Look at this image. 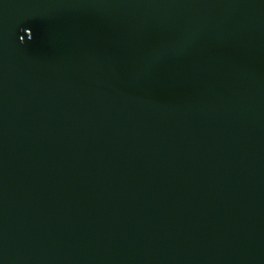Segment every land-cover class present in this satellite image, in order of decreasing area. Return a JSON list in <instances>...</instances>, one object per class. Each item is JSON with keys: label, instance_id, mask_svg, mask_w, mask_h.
Listing matches in <instances>:
<instances>
[{"label": "water", "instance_id": "obj_1", "mask_svg": "<svg viewBox=\"0 0 264 264\" xmlns=\"http://www.w3.org/2000/svg\"><path fill=\"white\" fill-rule=\"evenodd\" d=\"M0 264H264V0H0Z\"/></svg>", "mask_w": 264, "mask_h": 264}]
</instances>
